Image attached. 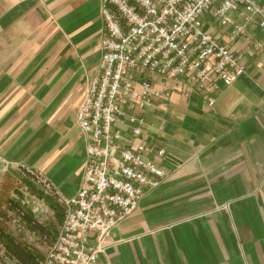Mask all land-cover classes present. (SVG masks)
Returning a JSON list of instances; mask_svg holds the SVG:
<instances>
[{"label": "crops", "instance_id": "obj_1", "mask_svg": "<svg viewBox=\"0 0 264 264\" xmlns=\"http://www.w3.org/2000/svg\"><path fill=\"white\" fill-rule=\"evenodd\" d=\"M229 17L222 26L209 12L203 30L242 52L246 72L207 94L152 76L169 100L146 109L137 140L165 150L154 156L165 176L109 231L95 264H264V31L250 20L230 42L243 20ZM103 30L100 0H0V174L29 170L60 204L87 161L76 112Z\"/></svg>", "mask_w": 264, "mask_h": 264}, {"label": "built area", "instance_id": "obj_2", "mask_svg": "<svg viewBox=\"0 0 264 264\" xmlns=\"http://www.w3.org/2000/svg\"><path fill=\"white\" fill-rule=\"evenodd\" d=\"M100 9L99 70L87 81L76 112L87 161L77 192L62 199L63 220L41 264H95L109 231L165 176L154 161L167 157L165 150L137 140L146 109L155 102L163 109L169 100L153 75L207 94L246 72L244 54L204 31L202 17L211 12L225 26L235 12L243 23L232 27L230 42L250 20L264 31V6L255 0H100ZM205 98L213 104V97Z\"/></svg>", "mask_w": 264, "mask_h": 264}, {"label": "rangeland", "instance_id": "obj_3", "mask_svg": "<svg viewBox=\"0 0 264 264\" xmlns=\"http://www.w3.org/2000/svg\"><path fill=\"white\" fill-rule=\"evenodd\" d=\"M46 196L63 211V204L55 200L33 172L21 168L0 174V227L33 250L38 255L39 264L55 241L62 222L58 221L56 211L48 205ZM0 264L18 263L0 247Z\"/></svg>", "mask_w": 264, "mask_h": 264}, {"label": "trees", "instance_id": "obj_4", "mask_svg": "<svg viewBox=\"0 0 264 264\" xmlns=\"http://www.w3.org/2000/svg\"><path fill=\"white\" fill-rule=\"evenodd\" d=\"M45 198L48 205L56 211V217L58 221L61 222V220H63L62 209H60L59 205L50 197L46 196ZM0 247L3 248V251L7 255L14 258L18 264H39L38 255L19 241H16L15 236L7 232L3 227H0Z\"/></svg>", "mask_w": 264, "mask_h": 264}]
</instances>
